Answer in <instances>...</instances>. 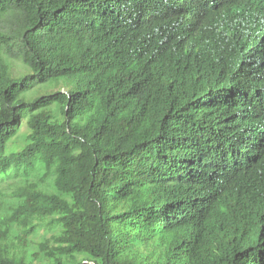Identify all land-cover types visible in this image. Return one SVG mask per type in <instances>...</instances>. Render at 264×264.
Listing matches in <instances>:
<instances>
[{"label": "trees", "instance_id": "obj_1", "mask_svg": "<svg viewBox=\"0 0 264 264\" xmlns=\"http://www.w3.org/2000/svg\"><path fill=\"white\" fill-rule=\"evenodd\" d=\"M0 264H264V0H0Z\"/></svg>", "mask_w": 264, "mask_h": 264}, {"label": "rangeland", "instance_id": "obj_2", "mask_svg": "<svg viewBox=\"0 0 264 264\" xmlns=\"http://www.w3.org/2000/svg\"><path fill=\"white\" fill-rule=\"evenodd\" d=\"M25 130H24V128H23V130H22V132H24Z\"/></svg>", "mask_w": 264, "mask_h": 264}]
</instances>
